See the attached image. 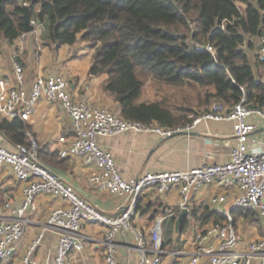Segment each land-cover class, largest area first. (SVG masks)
I'll list each match as a JSON object with an SVG mask.
<instances>
[{
  "label": "built area",
  "instance_id": "built-area-1",
  "mask_svg": "<svg viewBox=\"0 0 264 264\" xmlns=\"http://www.w3.org/2000/svg\"><path fill=\"white\" fill-rule=\"evenodd\" d=\"M28 5L26 0H17ZM32 32L41 30V22L30 16ZM25 31L19 36L23 38ZM259 53L264 57V35L260 36ZM211 53L215 45L205 43ZM264 80V77H263ZM40 99L59 102L72 120L74 136L58 150L61 157L82 156L86 163L97 168L89 181L112 194L125 196L126 202L116 214H110L82 197L75 187L49 169L38 159V144L28 137L26 142H17L12 147L0 144V165H9L15 177L23 181V201L9 216L0 214V262L10 258L19 248L25 231L24 212L37 193H46L66 202L51 209L43 230L56 234L53 264H68L67 255L71 249L80 250L86 236L81 231L82 221L87 219L102 224L105 229L102 238L103 257L106 264H160L163 248L164 216H157L148 235L134 224L133 214L137 198L146 186H154L162 193L172 185L180 192L178 206L187 208L191 192L215 182L225 188L236 187L239 193L233 198V205L255 210L260 219L263 235L239 248L234 219L231 211L224 207L226 193L210 196L209 203L216 211L224 214L223 220L208 225L195 236L197 244L188 264H197L202 256L206 264H264V141L251 134L264 127V108L252 106L243 92L241 98L227 106L218 101L182 125L163 126L155 121L146 122L121 116L107 108L90 105L73 97L68 81L56 73L37 75L29 87L25 86L22 64L12 60L11 77H0V112L8 118L16 116L28 119L34 105ZM202 120H227L232 123L233 141L228 151L229 159L221 162L195 165L178 169L147 170L131 179H125L115 164L113 155L103 148L97 137L125 131L151 132L161 137L191 130ZM1 210V206H0ZM127 230L133 234L137 257L119 260L116 256L115 233ZM42 232L33 240L25 260L40 241Z\"/></svg>",
  "mask_w": 264,
  "mask_h": 264
},
{
  "label": "crops",
  "instance_id": "crops-1",
  "mask_svg": "<svg viewBox=\"0 0 264 264\" xmlns=\"http://www.w3.org/2000/svg\"><path fill=\"white\" fill-rule=\"evenodd\" d=\"M260 46V36L253 38L248 55L255 72L264 77V57L259 53ZM92 52L89 41L80 38L73 43L63 44L49 41L45 26L41 23V30L38 33L30 30L25 32L23 38L18 36L12 41L0 39V77H11L12 60L17 59L23 66L26 87H29L37 75L60 74L68 81V88L73 97L119 114V103L102 86L107 74L89 73ZM138 100L153 101L147 100L143 91ZM0 118L12 119L1 112ZM22 120L26 124L25 140L32 137L38 144L37 155L40 162L72 184L82 197L103 211L110 214L119 212L120 206L126 202V197L112 194L89 181L90 175L97 171L94 164L86 163L82 156H59L58 150L67 145L74 136L72 120L59 102L40 99L35 103L28 119ZM251 137L264 141V127L257 128ZM233 138L230 121L202 120L191 130L174 133L169 137L129 130L113 135H99L97 140L113 155L121 175L125 179H131L147 170L178 169L226 161L229 159L228 151ZM0 144L12 147L15 142L0 129ZM22 188L23 181L15 177L11 167L6 164L0 165V214L9 216L20 207L23 201ZM223 193L227 195L224 207L232 213V209L236 207L233 205V198L239 190L236 187L228 189L215 182L206 183L191 192L187 213L183 216L188 220L179 229L180 222L175 229V220L181 211L178 206L180 199L178 186L172 185L162 193L157 192L154 186L142 189L137 198L133 221L145 235H148L154 219L159 215L164 216L165 252L162 254L160 264H188L197 247L195 236L211 223L223 220V218L214 220V217L210 216L212 211H219L209 203L210 196ZM65 204L66 202L58 197L37 193L24 212L25 231L17 252L0 264H53L56 234L51 230H43V224L53 207ZM242 209L233 216L239 248H244L250 241L263 235L257 212ZM204 210L207 220L202 217ZM249 211L255 213L260 222L259 235L254 233V226L251 227L250 233L244 234L241 231V224L235 221L238 217L239 221L245 222L249 217ZM104 229L100 223L83 220L81 231L86 236L83 247L68 252V264H106L102 251ZM40 232H42L40 241L26 261L27 250ZM115 238L117 258L134 260L137 257V250L133 234L127 230H118ZM197 264H206L205 257L202 256Z\"/></svg>",
  "mask_w": 264,
  "mask_h": 264
},
{
  "label": "trees",
  "instance_id": "trees-1",
  "mask_svg": "<svg viewBox=\"0 0 264 264\" xmlns=\"http://www.w3.org/2000/svg\"><path fill=\"white\" fill-rule=\"evenodd\" d=\"M26 1L49 41H89V73L107 74L103 89L119 103L125 118L179 124L164 101L138 100L149 77L194 88L205 106L202 111L214 101L230 106L243 92L250 105L264 108L263 76L248 55L253 38L264 35V0ZM23 12L17 0H0V39L12 41L24 31ZM207 42L215 45L214 53L205 48ZM0 129L12 142H26L20 117L0 118ZM242 210L234 207L233 216ZM211 215L224 218L221 212ZM187 220L182 218L179 229Z\"/></svg>",
  "mask_w": 264,
  "mask_h": 264
},
{
  "label": "rangeland",
  "instance_id": "rangeland-1",
  "mask_svg": "<svg viewBox=\"0 0 264 264\" xmlns=\"http://www.w3.org/2000/svg\"><path fill=\"white\" fill-rule=\"evenodd\" d=\"M143 94L147 100H162L174 111L175 116L182 125L187 119H192L193 116L200 111L203 112L205 106L200 105V100L197 96V90L192 87H177L165 84L154 78H148L144 88ZM183 122V123H182ZM236 223L241 224V231L248 234L252 231L251 227L254 226V233L261 234L260 222L255 213L249 211V217L245 222L235 219ZM235 223V224H236Z\"/></svg>",
  "mask_w": 264,
  "mask_h": 264
},
{
  "label": "water",
  "instance_id": "water-1",
  "mask_svg": "<svg viewBox=\"0 0 264 264\" xmlns=\"http://www.w3.org/2000/svg\"><path fill=\"white\" fill-rule=\"evenodd\" d=\"M23 23H24V28L23 30L25 32L32 30V26L29 22L30 19V13H29V8L27 5H23ZM40 21V20H38ZM184 132V131H183ZM187 213V209L186 208H182L179 215L177 216L176 220H175V229L179 226L183 216Z\"/></svg>",
  "mask_w": 264,
  "mask_h": 264
}]
</instances>
